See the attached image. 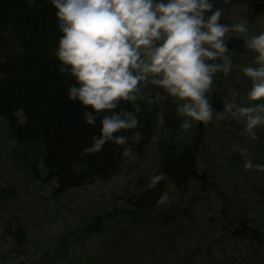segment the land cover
<instances>
[{
  "label": "rangeland",
  "instance_id": "obj_1",
  "mask_svg": "<svg viewBox=\"0 0 264 264\" xmlns=\"http://www.w3.org/2000/svg\"><path fill=\"white\" fill-rule=\"evenodd\" d=\"M223 12L225 23L244 17L251 33L264 31V6L256 1L226 5ZM255 55L245 46L233 51L232 59L236 65L254 64ZM222 80L209 91L211 101L216 95L223 104L233 99L249 103L245 93L251 82L239 68ZM202 123L199 168L206 178L191 181L185 191L168 184L153 210L158 218L143 222L127 210L125 198L146 188L141 177L154 175L163 153L160 145L149 146L143 157L129 158L111 179L55 194L57 182L47 179L46 169L41 167L45 179L31 180L12 161L15 140L2 123L0 264H264L263 250L249 255L257 242L236 232L240 225L253 224L264 230V170L244 167L247 158L264 164V126L256 129L254 139L243 121L229 114ZM200 125L195 121L182 129L173 143L192 142ZM242 147L249 152L241 153ZM120 222L123 226L116 228Z\"/></svg>",
  "mask_w": 264,
  "mask_h": 264
},
{
  "label": "clouds",
  "instance_id": "obj_2",
  "mask_svg": "<svg viewBox=\"0 0 264 264\" xmlns=\"http://www.w3.org/2000/svg\"><path fill=\"white\" fill-rule=\"evenodd\" d=\"M34 4L35 0H28ZM55 7L62 35L55 48L59 71L75 83L68 98L79 101L86 110L87 124L100 119L99 135L83 149L99 153L108 143L123 146L124 156L133 155L129 141L138 143L142 105L172 102L185 131L195 121L208 123L225 114L242 120L244 131L257 139L256 129L264 126V31L253 34L247 18L233 23L221 20L222 8L215 0H50ZM240 34L252 49L255 63L236 65L230 48L231 36ZM234 68L250 80L245 95L249 103L233 99L217 111L208 93L216 74ZM234 95H236L234 93ZM261 101L260 103H255ZM131 104L129 109L123 105ZM165 121L163 109L158 124ZM130 132L131 135L125 134ZM153 142L158 134L150 137ZM241 153L249 149L242 147ZM246 169H262L251 158ZM161 171L153 184L164 179Z\"/></svg>",
  "mask_w": 264,
  "mask_h": 264
},
{
  "label": "trees",
  "instance_id": "obj_3",
  "mask_svg": "<svg viewBox=\"0 0 264 264\" xmlns=\"http://www.w3.org/2000/svg\"><path fill=\"white\" fill-rule=\"evenodd\" d=\"M246 1H256L264 6V0H215V3L223 10L226 5ZM55 12L50 0H35L34 4H29L28 0H0V133L2 123H6V132L15 140L12 161L17 167L26 169L31 180L42 179L41 167L46 169L47 179L57 182L53 192L61 194L71 187L111 179L122 172L129 158L143 157L149 146L160 145L163 153L154 175L163 171L165 178L153 184L151 178L141 177L146 188L125 198L127 210L140 216L137 221L158 218L153 210L168 184H173L178 191H185L191 181L206 178L199 168L204 125L201 122L192 142L186 144L175 140L173 143L171 138H177L182 131V118L176 115L174 104L169 101L164 105H149L141 100L140 131L144 138L138 143L129 141L127 147L132 149L133 155H122L123 146L113 143L106 144L99 153L85 154L83 149L92 143L93 136L99 135L102 117H97L95 125L87 124L84 114L91 106L68 98V88L75 80L68 73L59 71L60 61L54 52L62 33ZM221 20L225 23L224 12ZM230 36L232 52L243 51V39ZM224 75L223 72L216 74L213 87L220 86ZM212 103L220 109L224 106L220 96L214 95ZM123 106L132 108L127 103ZM162 109L165 121L158 124L157 114ZM125 134L131 135L127 131ZM154 134L160 136L157 142L150 139ZM141 179L139 183H142ZM122 224L120 222L116 228ZM253 225L255 227L240 225L236 232L257 242L249 248V255L252 252L260 255V250L264 251V230ZM16 233L24 239L21 230Z\"/></svg>",
  "mask_w": 264,
  "mask_h": 264
}]
</instances>
